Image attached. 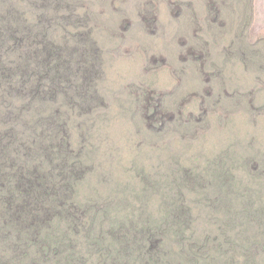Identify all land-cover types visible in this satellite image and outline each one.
<instances>
[{"label":"rangeland","instance_id":"1","mask_svg":"<svg viewBox=\"0 0 264 264\" xmlns=\"http://www.w3.org/2000/svg\"><path fill=\"white\" fill-rule=\"evenodd\" d=\"M6 4L81 59L90 93L29 103L0 67V129L61 145L35 160L61 190L29 226L59 250L31 242L21 264H264V0Z\"/></svg>","mask_w":264,"mask_h":264},{"label":"trees","instance_id":"2","mask_svg":"<svg viewBox=\"0 0 264 264\" xmlns=\"http://www.w3.org/2000/svg\"><path fill=\"white\" fill-rule=\"evenodd\" d=\"M16 11V8L7 4L0 8V67L6 71L5 76L8 73L7 82L12 81L9 88L14 87L24 95L31 90L29 103L35 98L51 100L50 94H59L65 100L69 95L72 96L70 99L82 97L83 100H88L89 82L81 59L67 53L65 49L63 51L62 44L47 36L40 20L27 23L14 21L12 17L17 16ZM12 47H18L20 52ZM11 49L14 50L13 53L9 51ZM79 75L82 77L79 78ZM59 114V111L53 109L47 115L40 116L41 125L51 130L58 128ZM47 147L56 150L61 145L54 142L52 145L34 146L16 133L12 134L11 129H0V188L4 187V193L0 196L4 204L0 214V238L10 243L19 264L24 263V251L31 242L39 243V247L42 246L45 251L52 247L59 250V244L54 241L55 236L29 229V226L31 228L36 225L43 214H49V202H53L61 190L59 181L52 180L51 174L42 172L35 162L38 156L46 153ZM57 160L60 163L54 166L60 176H64L61 169L65 166L61 159ZM66 208L68 206L63 210L64 216H74L73 209ZM12 231L21 240L13 237ZM137 233L134 231L133 236ZM129 240L122 241V248L127 246ZM2 260L7 259L0 258V264H6L7 261Z\"/></svg>","mask_w":264,"mask_h":264}]
</instances>
